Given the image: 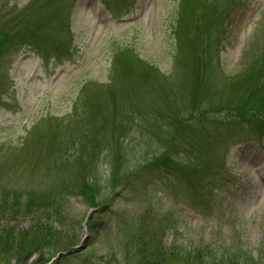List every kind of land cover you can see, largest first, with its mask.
Instances as JSON below:
<instances>
[{
    "label": "rangeland",
    "instance_id": "1",
    "mask_svg": "<svg viewBox=\"0 0 264 264\" xmlns=\"http://www.w3.org/2000/svg\"><path fill=\"white\" fill-rule=\"evenodd\" d=\"M5 32L1 226L46 223L52 253L81 250L59 264H135L148 244L160 264H258L264 0H0Z\"/></svg>",
    "mask_w": 264,
    "mask_h": 264
},
{
    "label": "trees",
    "instance_id": "2",
    "mask_svg": "<svg viewBox=\"0 0 264 264\" xmlns=\"http://www.w3.org/2000/svg\"><path fill=\"white\" fill-rule=\"evenodd\" d=\"M193 6V5H192ZM189 15L187 19L182 18V23L186 24L184 28H195L200 29V25L193 24V20L191 22V19L197 18L198 13L193 10L192 7L189 11L185 12V15ZM190 18V22L188 21ZM221 22V21H220ZM179 26L181 27V22H179ZM184 26V25H183ZM203 27L206 29H209L211 31V28L215 27V25L207 18L206 23L203 24ZM0 64L4 60V58L8 55V51L6 52L4 47V43H7L10 39L9 33H4L2 36H0ZM25 37H22V41H24ZM15 42H20V40H14ZM12 43V44H14ZM9 51L13 50L12 45L9 46ZM258 118H255L257 121ZM249 121V120H248ZM247 120H244L243 118L240 119V123L236 122L234 125H240L241 123L246 124L248 122ZM252 121H250L251 123ZM241 127V125H240ZM45 203V204H42ZM51 203V202H49ZM16 204L19 205L18 201H16ZM46 202H40L38 203L37 200L32 199L28 202V208L32 207L33 205H39L36 207L38 211H40L42 205H47ZM30 205V206H29ZM13 210V209H12ZM16 215V212H14ZM39 224V223H38ZM47 224L46 223H40L39 225H36V229H32L28 231L27 233H21L19 234L16 232L15 227L17 225L11 226V225H0V259L2 261H6L8 258L16 260L19 264L27 262L30 260L34 255H40V260L37 261L38 264H48L50 261H52V258L56 255L59 257L58 260L54 262V264H59L60 261L63 258H66L67 256H74L78 255L81 250L77 251H71L70 246L65 245L61 247V250H58L55 253H52L51 249L53 247V243L56 241V235L59 234L58 231L52 229L51 227L45 228ZM35 231H41L40 235L35 234ZM60 246V245H59ZM145 248L140 249L138 252H135L134 260L136 261L135 264H160L158 262L159 257L155 254L158 253L159 249H152V245L148 244L145 245ZM58 247V246H57ZM64 250L65 252H61ZM201 253V252H200ZM65 254V255H64ZM65 256V257H64ZM244 257H238L236 255L229 256V255H223L221 258L217 259L215 256H211L209 254L201 253L199 257L194 258H184L182 256V261L184 260V263L182 264H242L247 263L249 258L246 255H243ZM126 258H129L127 256ZM244 258V259H242ZM188 259V260H187ZM166 261V260H165ZM173 262L167 258L166 264H172ZM258 264H264V253L262 252L260 258L257 261ZM129 264L130 263L129 261Z\"/></svg>",
    "mask_w": 264,
    "mask_h": 264
}]
</instances>
